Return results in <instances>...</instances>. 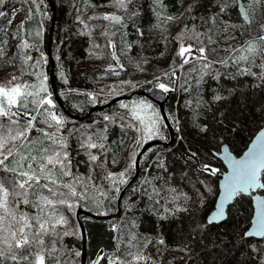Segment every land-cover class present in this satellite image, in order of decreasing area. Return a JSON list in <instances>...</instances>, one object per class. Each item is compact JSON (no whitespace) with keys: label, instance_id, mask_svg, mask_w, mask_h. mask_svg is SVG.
I'll return each mask as SVG.
<instances>
[{"label":"trees","instance_id":"1","mask_svg":"<svg viewBox=\"0 0 264 264\" xmlns=\"http://www.w3.org/2000/svg\"><path fill=\"white\" fill-rule=\"evenodd\" d=\"M51 2L56 17L49 54ZM242 2L248 22L239 13V0H126V7H119L115 0H0L4 13L0 16V85L10 87L11 81V85L36 86L27 89L36 91L43 81L55 105L45 107L64 123L57 130L49 117L53 125L49 128L44 123L47 114H41L43 109L37 112L39 106L28 97L27 111L37 117L36 128L55 133L58 142L53 144L36 130L30 138L40 141L37 149L51 145L66 151L71 161V175L52 169L57 183L49 186L57 189V196L42 187L35 193L29 189V203L18 206L30 217L40 214L53 222L59 216L67 219V224H56L54 232L44 235L42 246L18 250V255H29L20 264H35L31 253L41 249L44 264H82L83 228L85 264H264V237L245 235L253 213L251 195L236 196L222 222L207 221L218 192V177L225 169L215 152L226 143L240 154L264 126V78L260 77L264 55L237 62L247 55L241 51L246 42L264 35V0ZM224 4L226 10L221 12ZM22 9L26 16L19 18L17 12ZM106 11L121 13L123 18L105 19ZM17 37L19 42L14 43ZM111 42L122 67L107 68L114 62ZM181 43L193 45L186 64L177 55ZM201 46L213 62L211 68L205 69L206 61L198 59L196 48ZM52 70L56 93L50 82ZM13 76L18 79L12 80ZM158 83H165L169 90L163 91ZM137 89L146 94L135 93ZM120 94L131 98L89 112ZM45 95L41 92L35 98ZM216 95L222 99L215 100ZM156 100L163 102L174 136L168 144L148 148L137 169V154L150 139L132 116L135 105L140 101L152 104L161 121L159 134L153 138L167 142L171 138ZM25 110L23 106L11 109L13 113ZM144 112L152 115L151 109ZM11 119L23 127L28 117ZM0 124L7 128L10 118L0 117ZM90 143L97 147H89ZM32 155L39 157L35 150ZM41 162L39 158L27 160L22 170H28L31 163L38 172ZM5 163L15 166L12 157ZM205 165L215 173L205 170ZM121 172H125L122 179L126 183L119 182ZM109 173L114 176L109 178ZM17 179L16 173L0 167V182L10 192ZM44 183L48 181L41 180ZM63 184L83 194L68 197L71 209L55 202L60 193L70 191ZM261 192L264 195V189ZM40 197L52 199L53 205L44 204ZM97 201L102 204L98 206ZM4 264L17 262L5 260Z\"/></svg>","mask_w":264,"mask_h":264},{"label":"snow or ice","instance_id":"2","mask_svg":"<svg viewBox=\"0 0 264 264\" xmlns=\"http://www.w3.org/2000/svg\"><path fill=\"white\" fill-rule=\"evenodd\" d=\"M119 7H126V0H115ZM130 2V0H127ZM254 3H259V0H253ZM191 5L189 10H191ZM227 4L221 6L220 11L223 12L226 10ZM4 13L0 12V16H3ZM245 19H248L247 12L243 13ZM108 16H105L107 19ZM115 19V17H113ZM169 20L173 17H168ZM214 19V18H213ZM264 28V25H262ZM39 35V33H37ZM183 36V33H181ZM213 41L209 38V43ZM25 47L28 45L25 44ZM193 45L189 44L185 46L181 43L177 55L183 57V62L189 63V56H192ZM207 49L203 46L196 48V52L199 53L198 59L206 61L203 67L205 69L211 68L212 61L208 60L206 55ZM241 51L246 52L247 55H242L238 57L237 62L241 60H249L250 57H254L257 54L264 55V35L258 36L255 40H249L246 42V46L241 48ZM187 54V55H186ZM196 58V57H194ZM28 60L32 59L27 57ZM220 63H227V61H220ZM260 67L264 69V64H261ZM244 73L256 75L250 71V69H244ZM260 77L264 78V71L260 73ZM18 79L13 76L12 80ZM44 80H47V77L44 76ZM10 87L5 85H0V117H9L10 124L7 128L4 125L0 124V167H4L7 171L16 173L19 177L13 185V189L10 192L3 182H0V264H4L5 260H11L20 264L21 261H28L29 255H18V250L30 249L33 245L42 246L44 241V235L48 234L50 231L54 232L56 224H67V219L64 216H59L54 218V222L51 219H46L44 216L37 214L35 216H29L27 213L20 212L18 206L20 203L28 204V190L32 189L35 193L36 188H45L48 189L49 193L53 196H57V189L50 187L49 185H55L57 183L54 179V172L52 169H59L62 175H71L70 164L71 161L68 159V153L66 151H57L51 145L44 147L41 145L40 148H36L40 141L32 140L30 138V133L33 130L40 131L42 135L51 140L53 144H56L58 141L54 139L55 133H49L45 129L36 128L34 121L37 120L36 116H33L30 112L27 111L28 103L27 98L33 97L31 103L36 104L39 107L35 109L37 112H40L43 109L41 114H47L44 119V123L51 128L53 125L49 121L55 122L57 130L59 127L63 126L64 120L61 116L57 115L56 112L50 110L49 107H55L51 99V93L47 91V87L41 82L36 91H28L27 89L30 86L23 83H17L11 85V81L8 82ZM157 87L167 92L169 90L168 85L165 83H158ZM47 93V95L36 99L35 97L39 94ZM215 100L219 101L222 99L220 95L214 97ZM23 106L26 110L23 113H13L11 109L13 107ZM123 107H128V105H123ZM151 109L152 115L150 117L146 116L144 110ZM24 116L28 117L26 124L23 127H18V120L11 119L12 116ZM132 116L134 119L138 120L141 125H143L144 133L147 139H152L154 135L159 134V113L153 108V105L146 102L140 101L139 104L135 105L132 110ZM107 119V117H106ZM139 130V129H138ZM203 130V129H202ZM20 141V144L17 145L15 142ZM139 143V141H137ZM9 144L12 146L8 148V151L5 153L3 150ZM61 147H66V145H61ZM89 147L96 148L95 143H90ZM103 147V145H100ZM37 151L39 157L33 156L32 152ZM28 154L25 155L24 152ZM195 155V154H193ZM13 158V164L15 166L8 167L5 163L9 158ZM18 157V159L16 158ZM246 158L240 160H233V174L225 184L226 195L225 199L231 200L234 196H239L244 193H248L250 189L254 188H264V183L260 182L262 173H264V133H261V136L258 137L257 141L249 149V152L245 154ZM39 158L42 161L39 165V171L33 169L32 164L27 165L28 170H22L24 168V162L27 160H37ZM91 159L95 161L97 157L95 155L91 156ZM115 162V161H114ZM135 161H133L134 166ZM51 165V168L48 166ZM205 170L215 173V169H212L209 165H205ZM18 169H21L18 171ZM109 178H112L114 174L109 173ZM121 178L120 183H126V180L122 179L125 176V172L118 174ZM41 180H47L48 183L41 184ZM62 187L68 188L70 191L68 194L60 193L57 198V203L67 205L69 209L73 207V204L69 202L68 197H83V194L77 193L75 188L71 184H63ZM118 190V189H117ZM11 197V199H9ZM40 200L43 201L46 205H53L54 201L47 197H40ZM78 202V201H77ZM98 206L102 204V201H97ZM39 208L40 213L44 212V209L40 206V203L35 205ZM223 215V204H221L219 210L215 213V216L209 219V223L214 222L216 217ZM259 218L256 221V226L258 234L264 235V201L261 202V211L258 214ZM35 222V223H33ZM51 224V227L48 225ZM31 230V231H29ZM68 235V232L64 233ZM247 235V233H246ZM163 241H161L162 243ZM49 255L52 253L49 252ZM35 257V264H44L45 257L43 255V249L41 251L31 253ZM79 255V253H77ZM136 259H142V257H136Z\"/></svg>","mask_w":264,"mask_h":264},{"label":"water","instance_id":"3","mask_svg":"<svg viewBox=\"0 0 264 264\" xmlns=\"http://www.w3.org/2000/svg\"><path fill=\"white\" fill-rule=\"evenodd\" d=\"M51 6L53 8V19L50 25V29H49V43H48V51L49 54L51 53V39H52V33H53V27H54V22H55V17H56V13H55V5L54 3L51 2ZM238 10L240 15L245 19L243 13L247 12V9L245 7V5L243 4L242 0H239L238 3ZM106 16H108L107 19H111L112 21H118L121 20L123 18L122 14L119 13H108ZM115 17V19L113 18ZM246 20V19H245ZM247 22L249 21V19L246 20ZM110 49H111V55L112 58L114 60V62L112 64H110L107 68H118V67H122L123 64L116 52L115 49V44L114 42L110 43ZM53 64V63H52ZM55 78H54V74H53V70L50 73V82L52 85V90L53 92H57V88L55 86ZM135 93L137 94H146L144 89H137L135 91ZM124 98H131V95L129 94H120V95H116L114 96L109 102L105 103V104H101V105H94L89 112H92L94 110H99V109H103L105 107H107L108 105H110L111 103L119 100V99H124ZM156 102H158L159 106H160V111L161 114L165 120L166 125L169 127L170 129V134H171V138L170 140L167 142L164 139L161 138H152L150 140H148L147 142H145L143 144V146L140 148L137 157H136V168L138 169L139 167V160L140 157L142 156V154L151 146L153 145H157V144H168L172 141L173 136H174V132L173 129L168 121V118L166 116V112L164 109V104L162 101L156 100ZM261 133H264V126L261 127L251 138V140L249 141V143L247 144L246 148L240 153V154H236L234 151L231 150L230 146L228 144H223L221 146V148L215 152L216 156L220 159V161L222 162L223 166H224V171L220 173L219 177H218V192L215 198V203H214V207L213 209L209 212V214L207 215V221L209 223V219L215 216V213L219 210L221 204H223V215L220 217H216V219L214 220V222L212 223H220L223 220L226 219L227 214H228V208L229 206L234 202L236 196H234L231 200H227L225 199V195H226V189H225V184L227 183V181L229 180V178L232 176L233 174V167H232V161L233 160H240L242 158H246L245 154L247 152H249V149L253 146V144L257 141L258 137L261 136ZM263 174V173H262ZM260 182H263L262 179V175L260 178ZM264 188H254V189H250L248 193H244L245 195H251L252 198V204H253V213L251 216V220H250V225L247 228L245 235L247 233V237H253L256 239H261L264 237V235H260L258 234V230H257V226H256V221L259 218V213L261 211V202L264 201V195L262 194V190ZM124 191L121 192V196L123 195ZM121 196L119 198V201L121 199ZM83 232V252H82V264H85V244H86V238H85V232H84V228L82 229Z\"/></svg>","mask_w":264,"mask_h":264},{"label":"rangeland","instance_id":"4","mask_svg":"<svg viewBox=\"0 0 264 264\" xmlns=\"http://www.w3.org/2000/svg\"><path fill=\"white\" fill-rule=\"evenodd\" d=\"M106 12H107V11H106ZM108 12H110V11H108ZM108 12H107V13H108ZM17 14H18L17 16H18L19 18L26 16V9L19 10V11L17 12ZM19 18L16 19V23H18ZM13 42H14V43H18V42H19V37L13 39ZM13 52H14V48L12 49L11 53H13ZM18 64H19V62H18V60H17V65H18ZM20 66H21V62H20ZM17 69H18V68H17ZM21 69L23 70V68L20 67V70H21ZM76 69H78V67H77ZM79 69H80V67H79ZM0 77H1V73H0ZM51 99H52V96H51ZM52 101H53V99H52Z\"/></svg>","mask_w":264,"mask_h":264}]
</instances>
